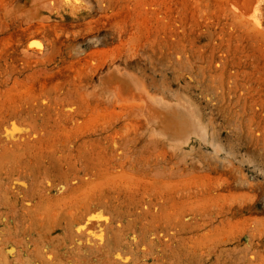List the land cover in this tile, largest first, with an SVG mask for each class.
<instances>
[{
    "label": "rangeland",
    "instance_id": "1",
    "mask_svg": "<svg viewBox=\"0 0 264 264\" xmlns=\"http://www.w3.org/2000/svg\"><path fill=\"white\" fill-rule=\"evenodd\" d=\"M50 2L0 0V264H264V2Z\"/></svg>",
    "mask_w": 264,
    "mask_h": 264
},
{
    "label": "bare ground",
    "instance_id": "2",
    "mask_svg": "<svg viewBox=\"0 0 264 264\" xmlns=\"http://www.w3.org/2000/svg\"><path fill=\"white\" fill-rule=\"evenodd\" d=\"M262 2H264V1L263 0H230V6L232 9V12L237 17H239L240 19H242L244 21L256 24L259 21L258 17L260 15V11H261L260 9H262L261 8ZM50 3H53V4H51V7L53 8L52 10L56 11L55 14L58 15L59 17L64 16V13L65 14L68 13L69 17L70 16L71 17L80 16V12L82 11V6H83L82 0H51ZM32 49L35 52H41L40 47H38V46H32ZM117 77H118V75H117ZM109 78H111V77H109ZM119 79H120V76H119ZM119 79H117V80H119ZM119 82H120V80H119ZM121 83H120V85H121ZM128 83H130V81ZM123 84H125V83H123ZM125 87H127V86H125ZM132 87L133 86H131L130 93H131ZM132 95H133V93H132ZM148 99L150 100L149 102H151V104H152L150 106V111H148L149 113L147 112L148 113L147 117L151 121L149 123H153V124L163 123L164 127H166V129L169 131V133L171 132L173 134V136L170 135L171 136L170 140H173L176 142H182V141L185 142L191 133L199 132V126H198L197 122L194 120L190 110L187 108V106L184 103L178 102V103L173 104V105H162L159 102L152 103L153 101L149 97H148ZM141 100H143V99H141ZM166 129H164V130H166ZM162 133H164V132H162ZM166 133H164L165 136H166Z\"/></svg>",
    "mask_w": 264,
    "mask_h": 264
}]
</instances>
